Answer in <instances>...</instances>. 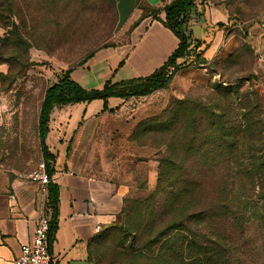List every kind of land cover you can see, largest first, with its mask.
Wrapping results in <instances>:
<instances>
[{
    "label": "rangeland",
    "instance_id": "1",
    "mask_svg": "<svg viewBox=\"0 0 264 264\" xmlns=\"http://www.w3.org/2000/svg\"><path fill=\"white\" fill-rule=\"evenodd\" d=\"M213 1L224 4L230 15L232 42L225 56L179 70L167 86L149 95L110 97L107 110L101 98L70 104L66 108L73 116L62 128L56 129L62 107L51 114L50 139L54 146H62L60 160L76 143L81 152L77 166L126 188L124 211L110 232L116 229L121 234L93 244V264H108L103 260L108 257L125 264L137 261L131 259L140 258V249L149 251L150 237L140 226L149 223L150 228L154 214L156 226L165 224L173 214L166 193L183 190L180 164L207 160L213 164L211 173L203 168L202 174L208 180L204 193L210 201L220 197L226 182L229 252L241 264H264V166L258 163V157L264 161V133L256 135L264 125L255 127L252 136L251 127L245 130L240 156L227 151L231 137L221 136L218 129L205 133L199 123L192 126L198 134L188 149V126L166 128L172 106L185 98L224 104L227 129L240 120L234 115L245 112L240 104L247 91L255 90L264 115V0ZM117 25V0H0V184L23 178L43 158L38 116L49 86L67 72L87 89H101L113 78L93 63L98 51L115 45ZM229 83L232 92L221 97L219 91ZM204 150H210L209 155ZM169 158L175 163L169 164ZM230 160L248 168L252 164L254 172H231L225 166ZM239 215H244L243 232L237 229ZM111 243L112 252L106 251Z\"/></svg>",
    "mask_w": 264,
    "mask_h": 264
},
{
    "label": "trees",
    "instance_id": "2",
    "mask_svg": "<svg viewBox=\"0 0 264 264\" xmlns=\"http://www.w3.org/2000/svg\"><path fill=\"white\" fill-rule=\"evenodd\" d=\"M194 2L195 0H173L165 6L166 17L163 22L177 35L179 44L167 60L151 74L120 81L108 79L101 89H87L72 78L70 72H67L58 82L45 90L38 116V136L43 159L47 161V170L51 177L55 173V169L50 165V161L54 162L56 155L49 150L47 136L50 131L51 114L55 108L82 101L90 102L101 98L104 100L103 108L107 110L110 97L129 99L131 97L149 95L167 86L174 75L182 68L192 65L201 66L206 62L215 61L204 57L203 50H200L202 41L194 40L187 31L188 12ZM230 84L222 87L221 91H219L221 97H226L232 92L229 87ZM240 88L241 85L234 87L238 92ZM247 94L249 96L245 95L246 101L240 104L245 112L234 115L233 118L240 117V120L232 122L227 129L223 125L225 115L228 114L227 111L222 110L221 106H224V104H203L190 98L180 99L174 103L166 128L168 130L182 124L188 126L185 129L186 134H191V137L185 135L188 149L193 148L196 135L198 134L197 129H190L192 126L199 123L205 133L218 129L221 136L231 137L232 143L229 146L230 150L227 151L240 156L243 153L241 141H244L242 140V138H245L244 133L248 132L245 130L251 127L249 132L252 136L255 127L259 128L260 125H264L262 123L264 115H261V102L258 93L254 90L247 91ZM251 96L254 97V100L250 98ZM199 106L202 107L201 111H198ZM263 133L264 129L259 128L256 135L262 137ZM260 148L263 147L260 146ZM204 152L209 155L210 150H204ZM223 152H225L224 149H221L220 153ZM251 152L252 149L250 148L249 153ZM259 158L261 159L258 160L259 166H264L262 156ZM254 159L255 157L252 160ZM166 161L169 164L175 163L170 158ZM180 166L185 174V178L181 180L184 184L183 190L178 192L172 190L165 195V202L168 201L170 203V209L174 215L172 214L170 219L160 226H156L157 214H154L153 224L150 228L149 223L142 224L140 230H146L148 232L147 235L150 237L147 243L149 251L146 252V250L140 249V258L131 259L137 261H128L125 264H241L242 261L240 259L237 260V256L229 252L227 247L231 239L229 232H227L228 227H226L230 213L228 211L226 182L220 197L216 201L215 198L210 201L204 193V191L209 189L208 180L202 174V169L205 168L206 172L211 173L213 164L207 160L196 165L183 162ZM225 166L231 172L234 169L239 171V174L242 170L246 172L254 167L252 164L249 168L244 167L243 162L232 160ZM251 171L254 172L253 169ZM48 185L49 209L46 213L50 218L49 239L52 242L57 228L59 190L58 185L52 181ZM123 211L124 207L122 213ZM236 217L238 232L239 230L243 232L244 215ZM113 226L98 232V236L89 247L88 264H93L92 247L95 242L100 243L103 239V243H107L111 237L121 234L120 230L116 229L110 234L114 229ZM152 247L155 248L152 249ZM106 251L112 252V243L109 244ZM103 260L107 261L108 264H116L114 259L110 257L103 258ZM118 264H124V262H119Z\"/></svg>",
    "mask_w": 264,
    "mask_h": 264
},
{
    "label": "crops",
    "instance_id": "3",
    "mask_svg": "<svg viewBox=\"0 0 264 264\" xmlns=\"http://www.w3.org/2000/svg\"><path fill=\"white\" fill-rule=\"evenodd\" d=\"M171 1L117 0L115 45L98 51L93 64H100L107 75L113 74V81L151 74L179 44L177 35L163 22L165 6ZM229 17L225 5L213 0H195L188 12L187 31L194 40L202 41L200 50L208 60L230 50ZM67 106L59 112L56 129L73 116ZM51 126L47 144L55 155L59 150L56 160L50 161L55 169L52 182L59 190L51 264H88L89 247L99 232L96 226L102 230L119 222L126 188L77 166L81 152L76 143L65 160H60L62 146L53 145ZM48 209L49 185L43 187L24 177L0 184V264H14L21 246L31 241L39 216Z\"/></svg>",
    "mask_w": 264,
    "mask_h": 264
},
{
    "label": "built area",
    "instance_id": "4",
    "mask_svg": "<svg viewBox=\"0 0 264 264\" xmlns=\"http://www.w3.org/2000/svg\"><path fill=\"white\" fill-rule=\"evenodd\" d=\"M24 178L39 182L41 186L46 187L52 181V177L47 170V161L42 158L38 166L25 175ZM96 230L100 231L101 226L97 225ZM49 231L50 218L46 212H43L35 225L31 241L21 246L14 264H51Z\"/></svg>",
    "mask_w": 264,
    "mask_h": 264
}]
</instances>
